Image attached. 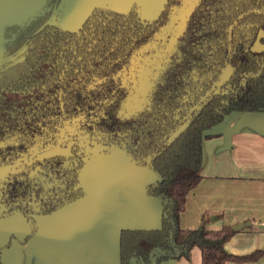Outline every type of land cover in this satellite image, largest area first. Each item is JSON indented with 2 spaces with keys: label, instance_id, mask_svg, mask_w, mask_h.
I'll list each match as a JSON object with an SVG mask.
<instances>
[{
  "label": "trees",
  "instance_id": "trees-1",
  "mask_svg": "<svg viewBox=\"0 0 264 264\" xmlns=\"http://www.w3.org/2000/svg\"><path fill=\"white\" fill-rule=\"evenodd\" d=\"M60 1L44 0L41 7L26 20L8 23L2 27V52L4 48L5 53L8 51L12 53L17 47L24 45L25 48L21 55L3 64L4 68L0 69V83L8 81L11 86L10 93L20 94L25 98L23 102L18 98L15 103L12 96L13 100L4 97L8 90L0 91V159L5 156L14 158L19 150L27 148L25 143L27 134L22 131L18 130L9 136L10 139L17 141V145L13 143L10 145L6 141L2 124L12 122L13 118L3 113L2 108L6 107L11 114L16 113L30 97L31 85L40 80L51 81L52 74H44V72L41 74L37 71L40 51L50 52L54 49L62 53L65 63L73 62L74 64H70L68 69L64 67L65 63L60 64L57 73V79L71 80L79 74L75 68L83 64L82 61L77 63L75 61L95 58L108 59L112 62L116 57L106 53L117 51L118 44L126 42L127 38V41L131 42L128 35L131 33L130 28L136 25L138 10L136 4H132L126 12L106 6H95L80 27L71 31L58 23L51 22L50 17L48 18L50 9L47 10L46 7ZM179 1L178 6L184 2V0ZM174 2L175 0H165L151 24L166 20L169 6ZM99 12L105 15L100 17ZM241 12L245 13L235 19L237 22L234 26L253 38L256 30L264 27V0L193 1L184 16V26L178 37L176 59L171 64L173 71L168 74V80L163 81V84L169 86L177 96L164 97L162 89L155 99L154 110L151 108L152 113L150 112L148 116L141 115L136 120L128 117L122 121L116 113L119 101L105 100L106 111H103L102 120L104 124L119 129V132L105 128L102 130L105 132L103 135L116 137L121 134L127 144L126 148L133 153L136 151L139 155H145L153 152L151 165L158 173L159 180L147 184L145 192L147 195L161 199V213L157 226L151 229H144L140 225L125 226L120 230L118 264H160L168 260L189 259L193 247H198L200 250L201 264L244 263L256 261L264 256V245L244 254L226 251L224 243L236 230L228 224L216 228L211 226L209 213L203 214L199 226L195 228H182L179 224L180 213L185 208L186 195L201 179L202 143L205 138L213 136L207 133V130L216 126L230 111H264V52L259 55L248 54L241 45L237 46L240 41L243 42L245 36L227 31L230 21ZM98 18L103 21L98 22ZM139 26L142 27L143 24ZM228 33L235 39V43H232V51L236 54L234 65L237 74L244 70H249L251 73L250 77L245 79L244 88L241 85L234 95L213 93L210 90L227 59L225 44H229ZM222 42L225 44L223 45ZM101 43H111L114 48L110 50L107 47L106 50H101L98 48ZM162 87L160 85V89ZM61 101L63 106H70L73 103L75 106L80 104V107L86 105L89 108L100 105L102 107L105 103L100 104V101L102 102L100 98H86L83 93H80L78 98L65 96L60 98L58 106ZM179 104L186 106L188 124L182 131L176 132L173 110ZM165 111H168L169 117ZM154 112L155 117L151 121ZM84 115L86 119H94L96 116L92 113ZM92 119V122H96ZM162 140H164L163 144ZM158 142L161 144L158 145ZM25 173H27L25 170L21 171V174ZM60 177L64 185L60 190L65 192L70 190L71 186L67 183L71 181V177L66 173ZM18 179L21 181V178ZM35 195L40 201L41 208L36 211L26 208L27 218L34 219L36 214L54 213L74 201L72 196L66 193L46 195L45 189H39ZM20 197L25 201L29 199V185ZM25 205L28 207L27 204ZM28 221L31 223L30 230L25 237L19 239V243L26 242L35 231L33 221L31 219ZM9 245V241L4 244L0 249V256ZM134 260L136 262L138 260V263Z\"/></svg>",
  "mask_w": 264,
  "mask_h": 264
},
{
  "label": "flooded vegetation",
  "instance_id": "flooded-vegetation-1",
  "mask_svg": "<svg viewBox=\"0 0 264 264\" xmlns=\"http://www.w3.org/2000/svg\"><path fill=\"white\" fill-rule=\"evenodd\" d=\"M178 1L175 0L169 6L170 9L166 20H160L153 24L151 23L154 22L156 16H151L148 19L142 11L137 10L136 25L130 28L131 33L128 35L131 42L129 43L127 38L126 42L118 44L117 51H107L108 53H106L116 57V59L112 62L108 59L95 58L75 61V63L82 61L83 64L75 68L76 71H79V74L71 80L57 79L58 66L65 63L62 53L54 49L50 52L40 51L37 71L41 74L43 72L44 74H52L51 81L42 82L40 80L31 85L29 89L30 97L24 106L19 107L16 113L11 114L6 107L2 108L3 113L11 115L13 118L12 122L2 124V129H4L6 134V141L10 145L11 143L17 145V141L10 139L9 136L18 130L27 134L25 139L27 148L19 150L14 158L10 159L5 156L0 159V219L11 216L19 217L28 227L27 232L21 238L25 237L30 230L31 223L28 221L29 219L35 225V233L39 217L58 213L65 207L85 198L87 195V182L82 176L83 171L97 157L122 152L130 163L153 175L152 178L148 177L149 181L145 184V189L147 184H153L159 180L158 173L151 165L153 152L145 155H139L136 151L133 153L126 148L127 144L123 141L121 134L116 137L103 135L105 132L102 130L105 128L114 129L116 132H119V129L104 124L102 115L103 111H106V99H111L112 102L119 101L116 113L122 121H125L128 117L136 120L141 115L148 116L150 112L152 113L150 110L151 108L154 110L155 99L160 95L162 89L164 90V97L177 96L175 92L170 90L169 86L163 84V81L168 80V74L173 71L171 70V64L176 59L178 37L184 26L181 25L182 23L184 24L185 13L190 9L194 0H184L180 6H178ZM59 3L56 2L46 7L47 10L50 9L49 20L58 24H60L62 15ZM132 4H136V2ZM244 13H239L236 18L230 21L227 31H231V33L233 31L245 36L243 42L240 41L237 46L241 45L248 54L259 55L264 52V27H259L253 38L240 28L235 27L234 24L237 22L235 19L241 17ZM98 14L100 17L105 15L103 12ZM83 21L65 29L75 31ZM100 21L103 20L98 18V22ZM140 22L143 24L142 27L139 26L141 25ZM10 35H12V32ZM234 41V36L230 37V33H228L227 43L229 44L226 45L222 42L227 47V59L218 79L210 87L213 93L234 95L238 92L241 85L244 88L245 79L250 77L251 73L249 70H244L237 74L234 65L236 54L232 51V43H235ZM256 43H259L261 47L258 50L253 49ZM85 45L83 44V46ZM107 47L110 50L114 48L111 43L98 45L101 50H106ZM24 48L25 45L17 47L10 53L7 46L6 50L8 52L5 53V48L2 52L1 41L0 69L4 68L3 64L8 60L21 55ZM88 48L90 47L88 46ZM70 64L74 63H65L64 67L68 69ZM160 85L163 86L161 89ZM9 88L11 86L8 81L0 83V91L8 90L4 95L5 98H13L15 103H17L16 100L19 98L23 102L25 96L10 93ZM14 90L19 91V89ZM80 93H83L86 98H100L102 99L100 104L105 103L102 107L100 105L99 107L89 108L86 105L80 107V104L75 106L73 103L70 106H63L61 101L60 106H58L60 98L64 96L67 98H78ZM166 107L169 109L167 104ZM165 112L169 117L168 111ZM173 112V119L175 120L173 124L176 125L174 131H182L188 124L186 106L179 104L174 108ZM231 112L246 111L233 110L227 114ZM86 113H92L93 116L96 115L94 119L91 118L96 122L86 119L84 115ZM44 114L45 116H43ZM97 115H100V117H97ZM154 117L155 112L150 120L153 121ZM161 143L163 144L164 140ZM161 143L158 142V145ZM22 170L27 173L21 174ZM78 171L79 173L77 174ZM65 173L71 177V181L67 183L70 184L71 189L66 192L60 190L64 188L60 175ZM18 178H21V181ZM27 185H29L30 197L25 201L22 200L20 195ZM39 189H45L46 195L66 193L72 196L74 201L54 213L46 215L36 214L33 217L34 219L27 218L26 208H32L34 211L41 208L40 201L35 195ZM133 194L131 188L122 186L113 200V204L120 209V214L125 220V226L132 227L136 226L138 216V208L134 207L133 203L131 204ZM21 201L23 202L20 203ZM7 241L11 245L12 241L19 243V238L15 234H10L8 239L0 245V249L3 248ZM134 261L136 262V260ZM136 263H138V260Z\"/></svg>",
  "mask_w": 264,
  "mask_h": 264
},
{
  "label": "crops",
  "instance_id": "crops-1",
  "mask_svg": "<svg viewBox=\"0 0 264 264\" xmlns=\"http://www.w3.org/2000/svg\"><path fill=\"white\" fill-rule=\"evenodd\" d=\"M92 1L66 0L69 5L62 4L60 23L67 27L78 24ZM156 1L161 0H141L147 6L144 14L157 6L153 5ZM123 2L115 0V5L125 8L128 3ZM207 133L213 136L202 143L201 179L186 195L179 224L195 228L204 213L221 225L245 223L224 243V248L233 254L248 253L264 245V111L231 112ZM124 155L115 152L97 157L93 165L97 170L104 173V168L114 173H106L95 183L88 175L85 180L92 184L89 195L58 213L39 217L34 235L25 243L12 241L2 253L1 264H116L117 233L125 226L120 209L113 204L116 193L122 186L133 190L131 204L138 208L136 226H157L160 210L159 203L142 192L153 175L130 163ZM27 229L19 217L0 219V245L10 234L21 237ZM160 264H201V253L193 247L189 259ZM228 264H264V256Z\"/></svg>",
  "mask_w": 264,
  "mask_h": 264
},
{
  "label": "water",
  "instance_id": "water-1",
  "mask_svg": "<svg viewBox=\"0 0 264 264\" xmlns=\"http://www.w3.org/2000/svg\"><path fill=\"white\" fill-rule=\"evenodd\" d=\"M123 1L124 2L127 1V3H128L127 6H125V8H119L118 6H116L115 5V0H93L92 1L93 3L90 4L89 8L87 9L86 14L77 23L83 21L84 18H85V16H87L88 13L91 11V9L93 7H95V6H106V7H109L111 9H114V10H117V11H124V12H126L130 8V6L132 5V3L133 2H136V5L138 6V10L142 11L143 13H144V11L146 12V10H147V8H146L147 6H145L144 4H142L141 3V0H122V2ZM164 1L165 0H161L160 3L158 1H156L155 3H153V5H155V6L157 5V6L156 7L153 6L151 12H148L147 15L145 14L148 17V19L151 16H157V14L159 13V11H160V9H161ZM43 2H44V0H0V42L2 41V27H3V25L8 24V23H16V22L18 23V22H22V21L26 20L37 9H39V7L43 4ZM62 4H65L64 7H67V5H69V3H66V0H61L60 3H59V9H62ZM142 15H144V14H142ZM145 15H144V17H146ZM60 25L63 28H71V27L64 26L61 23H60ZM183 25L184 24L182 23L181 26H183ZM93 165H94V161L92 163H90L85 168V170L83 171V175H82V176H84V179L86 177H88V175L93 176L94 179L91 181V183H95V182H93L94 180L100 179V177H104L106 175V173L109 176H111L114 173V172H108L107 170L104 171V168H103V172L104 173H101V171L99 169L97 170V167H94ZM108 170H111V169H108ZM114 178H116V175L113 177V179ZM145 184H144L143 190H142L143 195L145 197H147L149 199H153V200H155V201H157L159 203V206H160L159 216H160V213H161V199L160 198H157V197H153V196L147 195L146 192H145ZM90 185H92V184L87 183V185H86L87 186L86 187L87 195H89V193L91 191L90 190ZM158 220H159V217H158ZM248 223L249 222H247L246 224H248ZM244 225H245V223H237V224L232 225V229L239 230L242 227H244ZM141 227L144 228V229H151V228H153L155 226L144 224ZM122 228L123 227H121L119 229L118 233H117L118 247H117V253H116V256H117V262H116V264L119 263V234H120V230ZM21 237H18V238L19 239H22Z\"/></svg>",
  "mask_w": 264,
  "mask_h": 264
},
{
  "label": "rangeland",
  "instance_id": "rangeland-1",
  "mask_svg": "<svg viewBox=\"0 0 264 264\" xmlns=\"http://www.w3.org/2000/svg\"><path fill=\"white\" fill-rule=\"evenodd\" d=\"M261 47H260V45H259V43H256L255 45H254V47H253V49L254 50H258V49H260ZM133 205V204H132ZM211 217V216H210ZM210 224H211V226H213V227H220V226H218V225H221L220 224V221L219 220H216V221H210L209 222Z\"/></svg>",
  "mask_w": 264,
  "mask_h": 264
}]
</instances>
